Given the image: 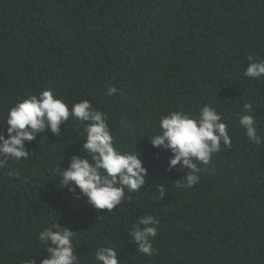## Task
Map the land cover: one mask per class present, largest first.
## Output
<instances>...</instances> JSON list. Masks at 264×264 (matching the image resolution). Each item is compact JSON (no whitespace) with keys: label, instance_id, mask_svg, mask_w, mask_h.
Instances as JSON below:
<instances>
[{"label":"trees","instance_id":"obj_1","mask_svg":"<svg viewBox=\"0 0 264 264\" xmlns=\"http://www.w3.org/2000/svg\"><path fill=\"white\" fill-rule=\"evenodd\" d=\"M249 56L264 60V0H0V133L16 102L51 89L105 113L117 150L148 168L130 200L97 212L58 187L57 170L86 156L85 125L70 116L60 137L37 134L28 159L0 168V264H39L49 254L38 235L53 222L75 232L80 264H97L105 245L120 264H264V143L239 124L251 103L264 140V76H244ZM204 105L222 114L232 147L179 186L186 170L169 171L172 153L151 136L163 116ZM149 214L160 221L152 256L129 233Z\"/></svg>","mask_w":264,"mask_h":264},{"label":"clouds","instance_id":"obj_2","mask_svg":"<svg viewBox=\"0 0 264 264\" xmlns=\"http://www.w3.org/2000/svg\"><path fill=\"white\" fill-rule=\"evenodd\" d=\"M244 70V76L260 78L264 76V60H254ZM118 90L113 86L108 95ZM251 103H245L239 114V124L245 129L248 139L256 144L264 143L257 133L255 117ZM83 123L81 151L85 157L73 155L66 169L58 171V187L67 188L79 199L86 198L85 203L99 212H109L122 202L131 199L128 193L138 192L146 183L148 168L140 158V152L118 151L113 143V135L102 111L94 108L87 99L69 106L63 98L54 95L51 89L38 95L33 94L16 102L8 110L6 133H0V168L9 159L20 161L28 159L30 151L26 142L33 141L37 134L50 130L56 137L62 135L61 125L69 117ZM160 132L152 134L153 147L170 150L168 170L179 165L186 170L180 179L179 186H194L200 179L202 165H207L213 154L221 150V146L232 147L228 125L222 114L214 107L204 105L197 117L183 111H172L163 116L159 123ZM223 142V143H222ZM78 190V191H77ZM159 198L165 195L164 186H159ZM160 221L153 215L140 217L130 230L131 240L137 245L136 251L152 256L157 252L152 240L157 236ZM75 232L68 227L53 222L38 235V240L45 245L49 254L39 264H80L72 238ZM97 264H120V257L115 245L101 246L95 252ZM37 264L36 259H30Z\"/></svg>","mask_w":264,"mask_h":264}]
</instances>
